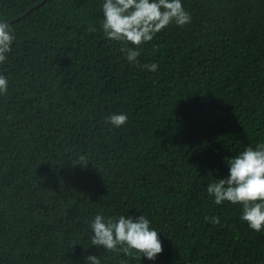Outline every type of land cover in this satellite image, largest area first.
Segmentation results:
<instances>
[{
    "label": "trees",
    "instance_id": "1",
    "mask_svg": "<svg viewBox=\"0 0 264 264\" xmlns=\"http://www.w3.org/2000/svg\"><path fill=\"white\" fill-rule=\"evenodd\" d=\"M100 3L0 0V264H264V231L205 190L264 139V0H182L189 21L139 46L105 38ZM97 212L144 214L163 251L92 244Z\"/></svg>",
    "mask_w": 264,
    "mask_h": 264
},
{
    "label": "clouds",
    "instance_id": "2",
    "mask_svg": "<svg viewBox=\"0 0 264 264\" xmlns=\"http://www.w3.org/2000/svg\"><path fill=\"white\" fill-rule=\"evenodd\" d=\"M101 29L105 38L130 42L139 46L153 38L156 32L170 23L186 24L190 17L182 0H101ZM13 30L6 19L0 18V61L6 58L14 40ZM126 60L138 63V47H122ZM149 70L157 69L156 63L144 65ZM7 78L0 74V93L7 88ZM109 123L121 126L127 120L124 112H114L107 117ZM227 175L213 178L206 185V193L214 204L227 201L240 206L239 219L255 232L264 231V139L254 144H245L235 154L224 158ZM205 220L219 223L218 217L205 216ZM90 240L105 250L123 252L125 255L142 256L155 261L163 251L158 230L144 214L105 215L94 214L89 221ZM90 264H100L97 256L88 254ZM119 264H127L121 260Z\"/></svg>",
    "mask_w": 264,
    "mask_h": 264
},
{
    "label": "water",
    "instance_id": "3",
    "mask_svg": "<svg viewBox=\"0 0 264 264\" xmlns=\"http://www.w3.org/2000/svg\"><path fill=\"white\" fill-rule=\"evenodd\" d=\"M43 4H44V2L41 3V4H39V5H37V6H35L34 8H32L29 12H32V11L36 10L38 7H40V6L43 5ZM29 12H28V13H29Z\"/></svg>",
    "mask_w": 264,
    "mask_h": 264
}]
</instances>
